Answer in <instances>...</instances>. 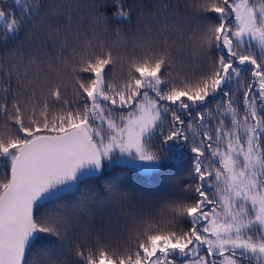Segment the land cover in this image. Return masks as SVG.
Wrapping results in <instances>:
<instances>
[{
    "label": "snow or ice",
    "instance_id": "1",
    "mask_svg": "<svg viewBox=\"0 0 264 264\" xmlns=\"http://www.w3.org/2000/svg\"><path fill=\"white\" fill-rule=\"evenodd\" d=\"M0 264H264V0H0Z\"/></svg>",
    "mask_w": 264,
    "mask_h": 264
},
{
    "label": "trees",
    "instance_id": "2",
    "mask_svg": "<svg viewBox=\"0 0 264 264\" xmlns=\"http://www.w3.org/2000/svg\"><path fill=\"white\" fill-rule=\"evenodd\" d=\"M186 159H187V156H186ZM129 175L131 176V175H134V174H132V173H129ZM89 187H92V188H95V187H97L98 185H97V182L96 181H91V182H89V185H88Z\"/></svg>",
    "mask_w": 264,
    "mask_h": 264
}]
</instances>
